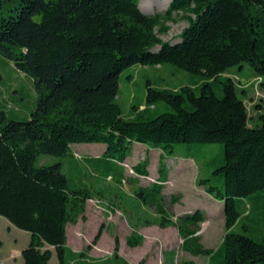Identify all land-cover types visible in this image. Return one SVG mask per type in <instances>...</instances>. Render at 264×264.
<instances>
[{"label":"trees","instance_id":"16d2710c","mask_svg":"<svg viewBox=\"0 0 264 264\" xmlns=\"http://www.w3.org/2000/svg\"><path fill=\"white\" fill-rule=\"evenodd\" d=\"M139 1L0 0V13L11 5V13L0 16V53L31 75L39 92L30 118L7 116L0 108V216L30 232L24 264H50L53 252L46 245L66 264L67 224L84 214L92 193L70 187L62 162L37 165L40 155L66 156L72 143H104L111 171L141 142L163 149L164 178L176 143H221V163L198 184L224 200L225 233L217 249L198 251L211 263L218 254L220 264H264V214L256 211L264 199V113L250 124L235 79L223 75L249 63L254 76L264 78V0H171L166 11L154 14ZM175 13L189 25L176 41L164 40L159 33L168 31ZM163 63L200 75L202 82L170 89L148 81L147 107L125 116L117 101L121 72ZM161 103L169 110L150 117V108ZM148 165L143 160L136 171L149 175ZM161 186L155 182L136 193L157 205L158 223L166 227L175 221ZM243 198H251L244 214L238 204ZM203 219L198 210L185 222L196 226ZM239 222L244 232L233 230ZM142 241L137 231L127 238L132 247ZM113 254L120 256L118 239Z\"/></svg>","mask_w":264,"mask_h":264},{"label":"rangeland","instance_id":"374dc122","mask_svg":"<svg viewBox=\"0 0 264 264\" xmlns=\"http://www.w3.org/2000/svg\"><path fill=\"white\" fill-rule=\"evenodd\" d=\"M143 1L149 4V9L142 7ZM139 5L144 12L154 14L166 11L169 3L166 0H140ZM10 7V4H5L0 16L9 15ZM173 17L167 22L168 31L159 33L164 40L176 41L189 25L181 13H175ZM253 72L251 65L244 63L223 74L235 79L238 93L248 107L250 124L258 122L259 114L264 113V78L254 76ZM148 81L156 87L177 89L186 84H200L202 77L172 63L134 64L125 68L120 75L117 94L125 116L133 117L147 107ZM216 92L220 95L221 89L216 87ZM38 98L34 78L0 53V108L7 116L27 119L36 109ZM168 110L169 106L161 103L150 108L148 115L153 117ZM105 148L104 143H72L66 156L42 154L37 159V165L62 162L70 187L85 188L92 193L84 214L76 223L67 224L66 264H220V255L216 254L211 263L210 255L198 249L218 248L225 233L224 200L209 194L198 180L213 175L222 161L223 145L176 143L166 159L164 178H161L159 170L162 148L135 142L127 159L111 171L106 170ZM143 160L149 163V175L136 171L135 166ZM118 170H123V175L117 174ZM155 182L162 184L160 194L164 207L175 221L166 227L158 223L157 205L144 201L136 193L139 188L151 187ZM248 201L251 198L238 200L243 214L248 209ZM198 210L202 211L204 219L196 226L187 224L185 217ZM256 211L264 214V199ZM242 220L248 221L245 216ZM3 221L8 220L1 216L0 264L6 263L7 250L13 242L20 247L28 244L24 238L27 232L14 225L9 232ZM182 226L187 236L182 235ZM233 230L244 232L240 222L234 225ZM133 231L143 235L142 243L134 247L127 242ZM249 234L257 239L263 236L262 232ZM116 239L119 241V257L113 254ZM45 248L53 252L50 264H59L55 248L50 245ZM79 252L83 255H78ZM14 257L15 254L11 257L13 264H18Z\"/></svg>","mask_w":264,"mask_h":264},{"label":"crops","instance_id":"0c3cea01","mask_svg":"<svg viewBox=\"0 0 264 264\" xmlns=\"http://www.w3.org/2000/svg\"><path fill=\"white\" fill-rule=\"evenodd\" d=\"M1 217V216H0ZM8 220V219H7ZM4 224H6V228H7V231L10 232V227L11 225H13L9 220L8 221H3ZM8 224V225H7ZM15 226V225H14ZM25 231V230H24ZM27 232L26 235L24 236L25 240L29 243L30 241V232L28 231H25ZM28 245V244H27ZM26 246L24 247H20V246H17L15 242H13V244H11L9 246V249L7 250V253L9 254L7 256V259H6V263L4 264H13L12 262V258L13 257V254H15V260L17 259L18 261V264H24V260H23V257H22V250L25 248ZM17 256V257H16ZM19 257V258H18Z\"/></svg>","mask_w":264,"mask_h":264},{"label":"bare ground","instance_id":"6f19581e","mask_svg":"<svg viewBox=\"0 0 264 264\" xmlns=\"http://www.w3.org/2000/svg\"><path fill=\"white\" fill-rule=\"evenodd\" d=\"M170 1H171V0H166V3H170ZM141 5H142V7H144L145 9H149V8H150L149 4H147L145 1H143V2L141 3ZM260 78H261V77H260Z\"/></svg>","mask_w":264,"mask_h":264}]
</instances>
